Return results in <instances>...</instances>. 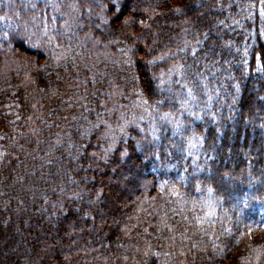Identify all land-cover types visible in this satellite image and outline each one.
<instances>
[{
    "label": "trees",
    "instance_id": "1",
    "mask_svg": "<svg viewBox=\"0 0 264 264\" xmlns=\"http://www.w3.org/2000/svg\"><path fill=\"white\" fill-rule=\"evenodd\" d=\"M65 2L0 0V264H264V0Z\"/></svg>",
    "mask_w": 264,
    "mask_h": 264
},
{
    "label": "rangeland",
    "instance_id": "2",
    "mask_svg": "<svg viewBox=\"0 0 264 264\" xmlns=\"http://www.w3.org/2000/svg\"><path fill=\"white\" fill-rule=\"evenodd\" d=\"M59 3V4H58ZM53 9L60 14L65 20L64 25L66 28H72L74 22H75V16L71 11L67 8L65 0H60V2H56V0H52ZM197 11V9H195ZM57 55H59L60 60L63 59V52H58ZM5 110L8 115V119L10 120V123H14L18 119L17 115V105L13 101V99H10L5 104ZM1 138V134H0Z\"/></svg>",
    "mask_w": 264,
    "mask_h": 264
}]
</instances>
